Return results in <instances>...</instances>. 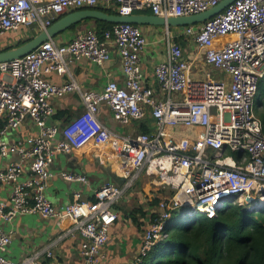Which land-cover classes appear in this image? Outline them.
Here are the masks:
<instances>
[{"label":"built area","instance_id":"built-area-1","mask_svg":"<svg viewBox=\"0 0 264 264\" xmlns=\"http://www.w3.org/2000/svg\"><path fill=\"white\" fill-rule=\"evenodd\" d=\"M223 0H0V38L23 29L43 31L61 17L82 9L110 14H145L163 18L205 12ZM168 57L155 68L156 86H147L141 54L148 44L142 26L114 24L99 35L96 27L60 43L50 39L28 55L0 63V157L17 154L19 163L0 170V188L13 185L10 204L0 202V218L11 221L23 214L69 220L65 235L80 234L84 264L106 258L109 231L119 219L115 206L142 173L169 190L159 203L158 218L144 233L140 264L168 236L174 214L202 213L208 219L231 206L255 211L264 206V132L255 112V98L264 79V0H236L205 23L165 29ZM192 40L204 50L205 63L229 79L204 80L190 76L192 65L180 40ZM113 52L121 58L124 82L110 81L102 90H83L72 77L63 84L47 74L69 73V66L86 58L103 65ZM78 91L84 112L66 127L51 124L54 99ZM122 126L142 121L150 113L155 131L125 135L104 125L103 105ZM31 119L37 136L11 142L5 135ZM167 128L200 129L183 141ZM61 135V139H54ZM114 143L121 160L131 167L126 183L108 182L87 200L74 193L73 202L58 207L47 197L55 177L51 165L58 154H70L87 144ZM29 178L23 180L25 173ZM67 182L87 183L84 175L61 172ZM15 232L0 228V264H42L41 253L15 262L4 255Z\"/></svg>","mask_w":264,"mask_h":264},{"label":"crops","instance_id":"crops-1","mask_svg":"<svg viewBox=\"0 0 264 264\" xmlns=\"http://www.w3.org/2000/svg\"><path fill=\"white\" fill-rule=\"evenodd\" d=\"M142 27L148 38V44L141 54L144 82L147 86H156L155 68L168 57L165 36L159 38V33L165 32L167 27ZM81 31L84 30L70 29L55 39L60 43H65L72 40ZM20 32L13 33V38H9L7 35L3 36L0 38V45L10 39L19 41L25 35L31 39L42 31L32 28L23 29ZM180 42L183 44L186 59L192 65L191 78L204 80L207 75H210L215 79H229L224 72L217 71L205 63L204 50L200 49L194 41L181 39ZM72 77L83 90H102L110 81L123 84L125 78L121 58L116 52H113L111 59L103 65L82 58L69 66L67 74L60 75L54 72L46 75L48 80L56 84H63ZM258 95L259 92L255 102ZM260 100L264 101L263 97ZM53 105L56 113L50 123L59 124L61 127L68 126L73 119L84 112V105L78 91L69 93L64 98L54 99ZM99 118L114 132L125 135L144 133L141 130L143 125L150 128L149 134H151L156 127L155 120L150 113L142 121L122 126L114 119L112 110L106 104L102 106ZM201 131L198 128H167V133L179 141H183L185 137L196 138ZM38 133L37 124L28 119L18 129L9 131L5 138L15 143L25 142L28 138L37 136ZM60 139L61 135L59 134L54 141L58 142ZM19 162L20 157L17 154L0 157V170L12 163ZM51 171L55 177L50 180L46 195L53 204L62 207L73 202L75 192H81L85 199L93 200L95 191L108 182L122 186L128 180L131 167L121 160V155L114 143L106 147L87 144L73 153L56 155L51 165ZM61 172L84 175L88 182H67L62 179ZM29 176L30 174L27 172L22 179L25 180ZM12 191L13 185L2 186L0 202L10 204ZM169 193V190L161 188L152 177L145 173L141 174L140 178L134 182V185L115 206L119 213V219L110 228L109 241L105 249L106 258L99 264H132L137 260L143 245L144 233L158 218L159 203ZM174 215H179V217L177 219L173 217L169 228L177 223H189L194 218L191 214H183V212H177ZM70 225L69 220L43 218L35 213L19 215L11 221L0 218V228L15 232L13 241L5 249L4 255L15 262H20L28 256L41 253L42 264H84L81 254V244L84 239L80 234L65 235V230Z\"/></svg>","mask_w":264,"mask_h":264},{"label":"trees","instance_id":"trees-1","mask_svg":"<svg viewBox=\"0 0 264 264\" xmlns=\"http://www.w3.org/2000/svg\"><path fill=\"white\" fill-rule=\"evenodd\" d=\"M144 13L151 12L147 10ZM83 23H93L99 35L113 26L106 22L87 20L73 26L71 30ZM262 95L264 89L260 87L254 109L264 132ZM141 130L144 133L151 132L146 125ZM140 264H264V206L255 211L231 206L207 221L174 224L169 228L168 236L143 256Z\"/></svg>","mask_w":264,"mask_h":264},{"label":"water","instance_id":"water-1","mask_svg":"<svg viewBox=\"0 0 264 264\" xmlns=\"http://www.w3.org/2000/svg\"><path fill=\"white\" fill-rule=\"evenodd\" d=\"M236 0H223L217 6L196 14L186 17L163 18L153 14H134L131 16H122L110 14L101 9H82L69 13L56 20L50 27L43 30L37 36L31 38L22 45H18L11 49L0 51V63L10 62L22 58L29 53L35 51L38 47L50 39H55L60 34L70 30L87 20H97L110 24H133L138 26L153 27H182L195 24L205 23L213 17L219 15L226 10Z\"/></svg>","mask_w":264,"mask_h":264},{"label":"rangeland","instance_id":"rangeland-1","mask_svg":"<svg viewBox=\"0 0 264 264\" xmlns=\"http://www.w3.org/2000/svg\"><path fill=\"white\" fill-rule=\"evenodd\" d=\"M89 27H94V24L93 23H83V24H81L80 26H78L77 28H76V30H86L87 28H89ZM176 27H171V29L172 30H174ZM21 33V32H20ZM23 33H24V31H23ZM22 34V33H21ZM160 35H159V38H162L163 36H165V32H162V33H159ZM7 36L9 37V38H13V33H10V34H7ZM32 38V37H31ZM27 39H30V38H27L26 37V35L25 36H23L21 39H19V41H15V40H13V39H10V40H8L6 43H4L3 45H0V51L1 50H4V49H7V48H9V47H15V46H17L19 43H21L22 41H25V40H27ZM261 88L262 89H264V81L261 83ZM262 97H264L263 95H262ZM227 206H228V204H226V208H227ZM229 207V206H228ZM226 208H225V210H226ZM179 217V215H174V219H177ZM196 219H197V221H207V216L206 215H204V214H202V213H199L198 214V216L197 217H195ZM193 220H195L194 218H193ZM185 221V220H184Z\"/></svg>","mask_w":264,"mask_h":264}]
</instances>
